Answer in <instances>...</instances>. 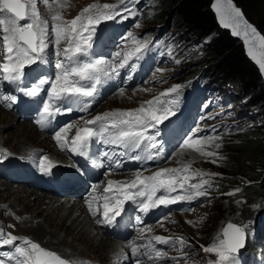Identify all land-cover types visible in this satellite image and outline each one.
Segmentation results:
<instances>
[{
    "label": "snow or ice",
    "instance_id": "1",
    "mask_svg": "<svg viewBox=\"0 0 264 264\" xmlns=\"http://www.w3.org/2000/svg\"><path fill=\"white\" fill-rule=\"evenodd\" d=\"M36 2L37 0H0V41H2L3 51L0 78L10 84H16L17 91L22 97L34 98L47 93L46 99L42 101L41 118L37 121L38 125L45 127L58 115L77 110L72 107L73 105H77L82 112L88 111L98 95V86L102 83V77L113 79L119 77L121 70L125 68L135 69L136 65L133 61L140 59L143 52L147 50L148 42L142 41L141 38L129 32L126 38L135 47L123 53L119 64L106 58H91L89 50L92 48L93 37L103 22L112 21L120 15L116 11L117 6L109 3L103 4L102 7L91 4L83 8L76 17L67 21L57 10L51 14V23H49V20L41 18L35 7ZM217 11L220 13L221 23L225 27L233 28L235 35H241L237 29L242 14L232 6L231 0H227L225 8H217ZM244 25L245 43L250 45L248 54L264 70V36H260L257 30L246 21ZM248 29H251L253 36L259 42L260 58L253 51L255 41L248 39ZM50 46L53 50L52 55L55 57L54 79H40L38 83L21 86L20 82L26 76V68L49 62L45 57L48 55ZM121 55L120 52H116L112 54V59L119 58ZM44 85H50V88L45 89ZM180 87L175 85L136 109L113 110L98 114L92 120L86 121L84 127L77 128L70 144L65 139V134L72 125H66L55 131L54 139L61 150L84 158L90 156L89 149L93 142L108 146L111 151H104L101 155L113 161L116 168L123 166L122 160L117 159L118 156L139 161L142 159L140 155H129V153L162 148V145L157 142L160 135L159 126L175 114L173 106L176 103L175 100L163 98L176 93ZM120 92L123 94V89H120ZM17 100L16 95L0 94V101L14 103ZM8 106L11 104L9 103ZM149 130H155V134H149ZM200 143L199 139H193L190 135L183 140L181 147L193 148L204 155H213V153H203L202 149L197 147ZM7 158L6 150L0 151V162ZM146 159L153 160L154 156L149 153ZM43 160L47 161V166L42 167L41 171L49 172L55 168L56 165L47 157H43ZM91 164L94 167L103 166L102 163L98 164L96 159H91ZM186 171L187 166L182 169L161 168L148 176L138 171L135 178L130 181L108 180L107 186L103 189L105 195L102 206H94L95 197H93L86 201L87 208L90 214L96 217L102 207V220L98 222L111 226L118 222V218L125 211L127 202H132L140 213L147 215L160 206L166 207L181 201L207 197V191L202 188L204 185H209L210 181L202 180L199 184L189 185V176L181 175ZM195 175H202V173L197 172ZM97 187L98 185H92V191L95 192ZM178 190L180 194L172 195ZM227 195H234V193L230 192ZM253 207L259 206L253 205ZM140 219L141 217L137 215L136 220ZM246 228L247 225L241 226L229 222L222 232L213 238L209 246L202 245L203 252L214 253L216 256V259L210 260L208 264H243L239 254L246 245ZM143 231L144 229H141V232ZM17 241L21 243L17 244ZM154 241L157 244L171 246H176L178 243L181 249L186 246L183 238L177 241L169 237L154 236L144 243L130 241L131 254L133 256L147 255L150 260L166 258L165 253L156 249ZM4 246H10L11 250L0 253V257H7L8 264L11 262L14 264H69L55 251L46 250L30 238H20L0 229V248ZM192 246L187 245V247ZM151 253H154V257ZM0 264H5V260L0 259Z\"/></svg>",
    "mask_w": 264,
    "mask_h": 264
},
{
    "label": "rangeland",
    "instance_id": "2",
    "mask_svg": "<svg viewBox=\"0 0 264 264\" xmlns=\"http://www.w3.org/2000/svg\"><path fill=\"white\" fill-rule=\"evenodd\" d=\"M46 1H48L47 8L44 5ZM129 1L37 0L35 7L38 9L41 18L47 19L51 23L50 12L54 14L57 10L63 19L67 21L76 17L83 8L91 4H98L101 7L105 3L113 4L117 6L116 11H118L120 8L128 6V4L131 5ZM137 1H139V4H136ZM132 3L134 10L130 14H133V17L125 33V37H127V33L131 32L141 38L142 41L154 38L153 41L157 40L161 44L162 50L160 52H152V60L155 62V66L146 72V80L136 86L135 89H126L123 91V94L120 91L110 94L90 113L84 112L81 120L85 121L88 118L95 117L98 114H103L115 108L121 110L136 109L141 104L152 100L175 85H180L181 87L178 89L179 91L173 94V98L183 97L187 90L184 87L185 84H189L191 80L200 81L199 78L201 76L203 87H207V89L203 93V89H199V85L196 83L192 96H190L193 112L192 131L190 134L193 136V139L201 141L197 147L202 149L203 153H213V155H204L201 151L193 148L182 147L172 153L164 163L165 165L170 163L174 165L173 161L178 159L177 163L180 164V167L183 164L191 166H193V163L198 164L199 167L196 169L182 172L181 175L189 176V185L199 184L202 180L210 181L209 185H204L202 188V190L207 191L208 196L198 198L193 208L184 214V217L192 222L191 225L186 226L183 218L178 216L175 218V223L166 224L164 228H158L157 232L176 235L179 239L183 238L186 242L184 249L180 250L178 248L174 252L179 256L177 260L163 264H208L210 260L214 261L216 256L214 253L203 252L201 246H209L213 238L219 235V229L223 222L230 220L241 226L247 225L246 230H248L252 223H257L255 219L258 214L253 205H258L259 209L262 210L264 197L257 195V192L254 193L256 194L254 197L243 195V201L237 199L235 195H227L230 192L235 194L240 182L251 183V181H248L245 177H237L239 181L228 183L226 179H229L227 173L230 171L226 166L234 158V151L232 152L231 150L232 146L239 144L243 137L253 138L254 133L252 134V132L254 129L252 128L262 124L264 111L257 105L247 104L246 97L236 94V86L233 83L221 81L211 72L208 64H205L207 54L204 50V44L208 42L210 36H206L195 43L196 36L193 32L176 22L170 0H133ZM239 7L245 12L249 21L264 35V0H246ZM0 47L2 48V41H0ZM133 47L135 46L126 38L119 49L123 50L122 53H124ZM50 50L51 52L53 51L51 46ZM147 53L144 54L143 52L145 56ZM175 101L177 102V100ZM111 105L112 107H109ZM19 124L31 125L22 120H15L13 127H9V125H4V127L3 124H0L2 126L0 129V149L6 150L7 153H10L9 155H17L15 151L17 153L20 152L18 149H14V145L18 144L17 141H21V145L30 147L32 150L36 146V143L25 141L20 137L7 140L9 132ZM6 140L7 142H5ZM49 152L55 153V151ZM197 172L202 173V175H195ZM0 178H2L1 175ZM259 180H261V183H264V174L260 175ZM256 183L260 182L257 180ZM2 188L3 185L0 183V206L1 204H10L14 212L21 213L23 203H20V201L18 203L13 195L11 197V195L8 196L2 193ZM30 198H33V196H30ZM4 199L6 200L4 201ZM32 202V206L30 207L35 208V205H33L35 202ZM51 205L50 202L49 206ZM41 207L44 208L45 205L42 204ZM72 208L66 209V212ZM74 211L76 212V208ZM31 214L29 212L28 215L30 216ZM4 215L8 221H2L1 218ZM0 216V220L2 221H0V229H3L5 233H11L20 238H30L33 242L39 243L43 248L48 250L55 249L61 255V258L67 260L69 264L78 261H82L85 264V262H96L95 260L99 261L101 259V252L92 251V247L89 244L72 242L70 236L66 235L63 231L54 233L52 227L47 228L43 216L37 217L36 223L40 224L43 231L54 233L52 240L49 239L48 234L42 236L40 232H35L33 224L32 226L30 223H21L19 225L18 222L20 223V219L25 216L24 214L22 216L19 215L20 217H14V215L7 214L4 211ZM69 222L70 220L67 221V223ZM85 227L90 233H94L91 226L86 225ZM258 231V228L252 226L251 232L254 234L247 235L248 243L258 238ZM63 238L68 243H71V251L66 250L62 245L56 244V240ZM46 241L49 242L47 243ZM187 245L193 246L187 247ZM76 253H80L79 256L72 257Z\"/></svg>",
    "mask_w": 264,
    "mask_h": 264
},
{
    "label": "trees",
    "instance_id": "3",
    "mask_svg": "<svg viewBox=\"0 0 264 264\" xmlns=\"http://www.w3.org/2000/svg\"><path fill=\"white\" fill-rule=\"evenodd\" d=\"M233 1L237 6H241L246 0ZM170 2L176 22L193 32L196 36L195 43L210 36L208 42L204 44V50L207 54L205 64H208L211 72L221 81L233 83L236 86V94L246 97L247 104L257 105L264 111V83L255 66L243 54L240 42L231 37L227 30L217 26L208 8L209 0H170ZM242 12L247 18L245 12L243 10ZM252 129H254L252 139L243 137L239 144L232 146L234 158L226 166L230 171L227 173L228 183L239 181L237 177H245L251 181V183L240 182L239 191L234 194L242 201L243 195L254 197L257 194L264 197V183L259 180L260 175L264 174V120L260 126ZM255 177L257 178L254 179ZM257 180L260 183H256ZM259 208L256 207V213L261 212Z\"/></svg>",
    "mask_w": 264,
    "mask_h": 264
},
{
    "label": "bare ground",
    "instance_id": "4",
    "mask_svg": "<svg viewBox=\"0 0 264 264\" xmlns=\"http://www.w3.org/2000/svg\"><path fill=\"white\" fill-rule=\"evenodd\" d=\"M47 4H48V1H46L44 3L45 8H47ZM51 14H53V13L50 12V17H51ZM116 92H118V91H116ZM109 107H112V105ZM15 120H21V119L20 118H14L13 116L10 115L9 112L8 113L5 112L0 107V124H3V126L9 125V127H11V126L13 127V123ZM1 127L2 126L0 125V129H1ZM14 137H16V138L20 137V138H23V140H25V141L27 140V141H32V142L36 143L35 149H33V150L30 149V147H25V146L21 145V141L20 142L17 141L18 144L14 145V149H18L20 152L17 153V151H15V154H17V155H9V157H11L13 159V161L20 163L22 166L24 165L25 157H27L28 155L30 157H32V156H34L33 154L38 153V154H42L43 157L48 158L47 154H49V153H53V154L57 153L56 155H61V153H62L59 145L56 142H53L51 139H48L47 137H44V138L40 137V135L38 133H36L35 127L32 125L19 124L17 127L13 128L9 132V134L7 135V140L8 139L11 140L10 138H14ZM7 140L5 142H7ZM27 150H29V151H27ZM24 151H27V152L22 153ZM49 151H55V153L49 152ZM12 156H14V157H12ZM3 178L7 179L5 176H2V178H0V183L3 185V188H2L3 190L1 189L2 190L1 192L4 193L5 195H8V196L11 195V197L13 195L14 199L18 203H19V201H20V203L22 202L23 203V210H22V212L20 211L21 213L14 212V210L12 209V205L1 204L0 214L4 211H6L7 214L14 215V217L15 216L18 217L19 215L22 216V214H24L25 216H23L20 219V223L18 222L19 225L21 223H24V224L30 223L32 226V224H33L34 228H35L33 230L35 232H37V231L40 232V234L42 236L48 234L50 237L49 239H51V240L53 239L52 236L54 233H56L58 231L59 232L63 231L66 235L70 236V239L72 242L87 243V245L89 244V246L92 247V249H91L92 251L101 252V259H99V261H101V262L108 259L111 256V254L118 248L117 242H115L112 238L102 236V235H105L104 233H97V232L90 233V231H88L86 229V227H85L86 225L91 226L90 225L91 221L89 223L90 219L89 218H88L89 220L87 219L85 212L83 211V206L80 203V199L73 200L71 198V193H68L70 204H66L63 202H58L57 199H50L48 197H45V195H43V194H38L37 192H35L33 189H31L29 187L23 186V187L17 188L15 186V184L10 182L8 179L5 180ZM88 194H89V192H88ZM30 196H33V198H30ZM31 199H32V201L35 202L33 204V205H35V208L30 207V206H32L31 204L33 203L31 201ZM46 199H50L52 201H50V200L47 201ZM5 200L6 199H4V201ZM50 202L52 204L51 206H49ZM5 203H7V202H5ZM42 204L45 205L44 208L41 207ZM70 207H73V208L71 210H69L68 212H66L67 211L66 209H68ZM75 208H76V212L74 211ZM29 212L32 213L30 216L28 215ZM6 216H8V215H6ZM42 216L44 218V222L46 223V227L47 228L52 227L54 230V233H47L46 231H43L41 229L40 224L36 223V218L42 217ZM79 216L82 218H80ZM1 219H2V221L7 220L5 215ZM68 220H70L69 223H67ZM46 242L48 243L49 241H46ZM16 243L20 244L21 241H17ZM56 244L62 245L66 250L71 251L70 250V248H72V247H70L71 243H68L67 241H65L64 238L56 240ZM52 251H56V250L53 249ZM56 252H58V251H56ZM72 252H74V251H72ZM79 254L80 253H76V255L73 254L74 256H72V255L71 256L77 257V256H79ZM79 260H81V259H79ZM96 261H98V260H96ZM73 264H84V263H82V261H78V262L73 263ZM85 264H88V263H85Z\"/></svg>",
    "mask_w": 264,
    "mask_h": 264
},
{
    "label": "water",
    "instance_id": "5",
    "mask_svg": "<svg viewBox=\"0 0 264 264\" xmlns=\"http://www.w3.org/2000/svg\"><path fill=\"white\" fill-rule=\"evenodd\" d=\"M231 4L234 8L238 9L240 11V13L242 14V18H241V22H240V25H239V28L237 29L238 31L241 32V35H235L233 33V28L231 27H225L224 24L221 23V17H220V13H218L217 11V8H225L227 6V0H209V3H208V8L209 10L211 11V13L213 14V17H214V20L217 24V26L220 28V29H223V30H227L228 34L233 37V38H236L240 44H241V47H242V51H243V54L245 55V57L255 66V68L257 69V72L262 80V82L264 83V70H262L259 66V64L257 63L256 60H254L249 54H248V51H249V47L250 45L249 44H246L245 43V36L243 35V32H244V29H245V25H244V21L247 22L248 25H251L252 27H254L256 30H257V33L260 35V36H263V34L256 28V26L250 22L246 17L245 15L243 14L241 8L239 6H237L233 0H231ZM248 39L250 41H255V47H253V51L257 53V57H259V42L258 40H256V38L253 36L252 32H251V29H248ZM230 221H225L224 224L222 225L221 229H220V233L222 232V229L227 225V223H229Z\"/></svg>",
    "mask_w": 264,
    "mask_h": 264
}]
</instances>
